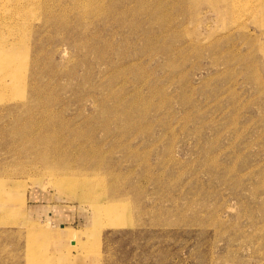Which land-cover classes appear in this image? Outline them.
<instances>
[{"label":"rangeland","instance_id":"1","mask_svg":"<svg viewBox=\"0 0 264 264\" xmlns=\"http://www.w3.org/2000/svg\"><path fill=\"white\" fill-rule=\"evenodd\" d=\"M83 1L0 25V264H264L263 1Z\"/></svg>","mask_w":264,"mask_h":264},{"label":"bare ground","instance_id":"2","mask_svg":"<svg viewBox=\"0 0 264 264\" xmlns=\"http://www.w3.org/2000/svg\"><path fill=\"white\" fill-rule=\"evenodd\" d=\"M58 1V0H57ZM77 1L79 4L81 3H85L87 4L88 2H84L83 0H74ZM88 1V0H87ZM233 1V0H232ZM240 1V0H239ZM263 1V7H264V0ZM33 2H40V6H44L46 9L48 8V3L49 0H0V25H6L8 23H10V19L11 17H18L20 19H24L26 16L25 14L29 13V11L33 5ZM242 2V1H240ZM244 2V1H243ZM233 3V2H231ZM57 4V3H56ZM62 4V3H61ZM115 3H112V5ZM32 5V6H31ZM64 5V4H63ZM116 5V4H115ZM238 5V3L236 4ZM242 5V4H239ZM244 5V4H243ZM242 5V6H243ZM96 6V5H95ZM69 7V6H68ZM231 7H233V4H231ZM238 7V6H234ZM83 8V7H82ZM80 8V10L82 9ZM86 8V6H85ZM241 8V7H240ZM45 9V10H46ZM72 9V8H71ZM111 9V8H110ZM238 9V8H237ZM236 9V10H237ZM64 10V9H63ZM79 10V11H80ZM84 10V9H82ZM86 10V9H85ZM93 10V9H92ZM233 10V9H232ZM235 10V9H234ZM54 11V10H53ZM89 11V10H88ZM55 13V12H54ZM87 13V12H86ZM85 13V14H86ZM30 14V13H29ZM93 14V13H92ZM88 16V15H86ZM89 16L91 17V15L89 14ZM104 16V15H103ZM37 17H35L36 19ZM57 19V17H52V16H46V20H51V19ZM78 18V17H77ZM28 19V17L26 18ZM68 19V18H67ZM18 20V19H17ZM20 21V20H19ZM32 19L28 20L27 23L31 24ZM36 21V20H35ZM59 21V20H58ZM97 21V20H96ZM17 22V21H16ZM50 22V21H49ZM87 22V21H86ZM78 23V22H77ZM99 23V22H98ZM11 24V23H10ZM20 24V23H19ZM50 24V23H49ZM40 25V24H39ZM45 25V24H44ZM13 26V25H12ZM15 26V25H14ZM9 27V26H8ZM40 28V27H39ZM57 28V27H56ZM80 28V27H79ZM83 28V27H82ZM88 28H86L87 31ZM11 30V29H10ZM3 31V30H2ZM31 31V30H30ZM29 31V32H30ZM26 32V31H25ZM1 33V32H0ZM4 33V32H3ZM5 34V33H4ZM19 34V33H18ZM31 36V34H30ZM11 37V36H10ZM20 38V37H19ZM18 38V39H19ZM32 38V37H31ZM61 38V37H60ZM8 39V38H7ZM6 40V39H5ZM2 43V42H1ZM0 43V44H1ZM11 43V42H9ZM15 43V42H14ZM7 73V72H6ZM1 79V78H0ZM3 83V82H2ZM5 83V81H4ZM2 85V84H1ZM33 124V125H32ZM34 121H31L30 123H27L25 126L28 125V128L25 129V132H21L22 130L20 129V137L23 138L24 136H26L28 133L30 134L34 128ZM23 129V128H22ZM41 130V135L43 138H40L37 141H34L32 139H24L25 143L27 144L26 147L23 148V150H25L28 153L29 157H35L34 159H37L36 161L39 160V162H41L42 164H45L46 166L50 167L52 170H55L58 173V176L61 174L66 175V174H73L74 176H85L84 178H88L89 174L93 175L96 171L102 169L103 167V163L99 157V152H97V150L94 148L93 152L94 153H90L89 149H82L81 151H77V149H71V151L66 152L65 154V158L62 161H57L55 158L52 159V157H54L57 152H59L60 150L58 149V147L56 145H53V141H49L47 140V136L50 132H48V129H44L43 127L40 128ZM57 141V138H56ZM49 143L47 146L44 145L45 143ZM63 148V147H62ZM36 149V150H35ZM38 152H41V155H38ZM75 152V154H74ZM91 155H90V154ZM32 159V160H34ZM38 163V162H37ZM102 167V168H101ZM99 174V173H98ZM62 175V176H63ZM68 176V175H66ZM74 182L70 183V191L73 193H76L80 188L81 189V195L82 196H90L89 192L86 193L85 190H83L82 184H79L77 180H73ZM77 181V182H76ZM76 186V187H75ZM79 195V194H77ZM4 202V201H3ZM98 204V203H97ZM98 206H100L98 204ZM36 222V221H35ZM34 222V223H35ZM26 229V228H25ZM27 230V229H26ZM28 231L31 234L35 233V229L33 227H29ZM28 234V233H27ZM38 235V234H37ZM29 237V236H28ZM26 240V239H25ZM29 240V238H28ZM32 240V239H31ZM27 241V240H26ZM34 241V240H33ZM42 241V240H41ZM40 241V242H41ZM32 242V241H31ZM26 244V243H25ZM41 246V245H40ZM15 247V246H14ZM25 247V245H24ZM18 248V247H17ZM15 249V248H14ZM13 250V249H12ZM11 251V250H10ZM28 251V250H27ZM32 256H30V258H37L35 257V250L32 247ZM44 253V252H43ZM48 253V252H47ZM29 255V254H28ZM40 255V254H39ZM46 255V254H45ZM54 255V254H53ZM37 256V255H36ZM51 256V255H50ZM53 259V258H52ZM28 260V259H27ZM35 260V259H34ZM38 260V259H37ZM56 261V260H55ZM59 261V259H58ZM61 262V261H60ZM56 264V263H55Z\"/></svg>","mask_w":264,"mask_h":264}]
</instances>
